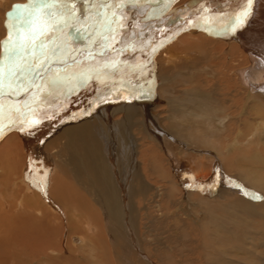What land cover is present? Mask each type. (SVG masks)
Masks as SVG:
<instances>
[{
  "label": "bare ground",
  "instance_id": "bare-ground-1",
  "mask_svg": "<svg viewBox=\"0 0 264 264\" xmlns=\"http://www.w3.org/2000/svg\"><path fill=\"white\" fill-rule=\"evenodd\" d=\"M18 1L0 0V16ZM69 7L30 9L31 29L6 41L5 26L0 43V264H78V254L88 264H190L180 247L187 232L201 241L204 264H264V201L255 193L222 197L226 204L201 196L223 188L220 173L264 193V0ZM245 9L246 21L233 28ZM32 32L46 45L48 70L10 87L6 49ZM147 211L163 234L167 223L176 229L173 252L152 231L171 254L150 252L153 240L140 234Z\"/></svg>",
  "mask_w": 264,
  "mask_h": 264
},
{
  "label": "rangeland",
  "instance_id": "rangeland-1",
  "mask_svg": "<svg viewBox=\"0 0 264 264\" xmlns=\"http://www.w3.org/2000/svg\"><path fill=\"white\" fill-rule=\"evenodd\" d=\"M27 3V0H19L18 2H15V3H12L7 9H5V10H3V14H2V16H0V30L3 32V34L0 36V43H1V41L6 37V33H5V26H6V20L8 19V16H7V14L8 13H10L11 12V10H12V7L14 6V5H24V4H26ZM1 12V11H0ZM8 12V13H7ZM5 33V34H4ZM1 46V45H0ZM0 50H1V47H0ZM1 52V51H0ZM1 54V53H0ZM0 57H1V55H0ZM251 127H249L248 125H246L244 128H242L241 130H242V134L244 135V134H248V133H250V131H251ZM240 129H236L234 132V137H235V135H236V133H238V131H239ZM237 137V136H236ZM216 142H217V140H216ZM214 145H216L217 147L216 148H218L219 147V144L217 143V144H215L214 143ZM207 147V146H206ZM207 148H210V147H207ZM213 149H215V148H213ZM213 149H210L211 151H214ZM173 166V165H172ZM172 166H170L171 167V170H172ZM189 175V174H188ZM264 175V174H263ZM219 177H220V179H222L221 180V182H220V185L223 187V188H220L219 190H216V192L215 193H213L210 197L208 196V194H202L201 196H203V197H205V198H207V199H209L210 200V198L212 199V200H214V199H217L218 201H217V203L219 204V203H222V204H226V203H228V201L230 202V200L231 199H234V197L236 196V195H238V194H240L239 192H241V194H243V195H246L245 193H247V196H248V194H256L257 196H259V197H262L263 199H258L257 201H264V193H262V192H260L259 190H256V189H249L248 187H247V185L243 182V180L238 176V175H234V174H231V175H227V174H225L223 177L221 176V173L219 174ZM231 177V178H230ZM233 182V183H232ZM154 186H159L158 184H154V183H152ZM245 184V185H244ZM227 188V189H226ZM190 189L191 190H193V188H191V184H190ZM194 190H195V188H194ZM221 190H224V192H234L235 193V195H222V196H220V193H222V191ZM236 192H235V191ZM223 192V193H224ZM258 192V193H257ZM222 193V194H223ZM219 194V195H218ZM214 195V196H213ZM209 197V198H208ZM222 197H225L227 200H225V198H223L222 199ZM228 197H230V198H228ZM232 197V198H231ZM249 197V196H248ZM250 199H252V197H250ZM254 199V198H253ZM256 200V199H255ZM221 201V202H220ZM232 201H234V200H232ZM160 204H162V202H160ZM151 206L150 207H152L153 209H155V204H150ZM163 205V204H162ZM97 207V206H96ZM168 207V206H167ZM96 209V208H95ZM98 210V209H97ZM97 210H94L96 213H95V215H96V217H95V219H96V225L98 226V228L99 229H102L103 230V232H104V235H105V238H106V241H105V243H107V248H108V250L110 251V253L111 254H113L114 255V253H113V249H112V246H111V242H110V232H111V229L107 226V224H106V220H105V218H104V215L98 210V212H97ZM161 211H162V209H161ZM149 215H151V213L149 212V211H147L146 212V214L144 213V215H143V217H144V219H143V222H142V224H144L145 226L144 227H141L140 228V234L142 235V236H145V237H147V236H149V240L151 241V240H153V241H151L152 242V245H150V247L149 248H151V249H149V250H151L150 252L153 254V255H159L160 257H163V255L164 254H166V253H168V254H171V252H173L174 250H176L175 249V247H176V245H175V243L173 242V244L171 243V242H169L168 241V236L170 235V234H173L174 232H175V237L173 236V240H175V239H177V234H176V229H175V231L173 232L172 230H173V228L172 227H174L171 223H170V226H169V224L167 223L165 226H166V228H165V232L166 233H162L163 232V228L162 227H160V229H159V227H158V225H155V222H154V224L153 225H150V221H151V219L150 218H148L149 217ZM196 218H198L197 220H195V221H193L194 223H192V227H196V228H198V225L200 224L199 222L200 221H202V218H200L199 216L198 217H196ZM154 219V218H153ZM101 220V221H100ZM199 220V221H198ZM117 221H120V220H116L114 223H117ZM148 221V222H147ZM105 222V223H104ZM155 225V226H154ZM94 226V225H93ZM105 227V228H104ZM108 227V228H107ZM171 229H170V228ZM85 228V230H86V227H84ZM94 228H95V226H94ZM170 231H169V230ZM144 232H143V231ZM151 230V231H150ZM162 230V231H161ZM154 232V235H160V237L162 238V240H163V242H167L168 243V245H171V246H174V247H172L173 249H171V252L169 253V251H167V249L165 250V247L164 246H161L160 244H158V243H156L154 240V238H155V236L153 235V232ZM100 232V231H99ZM135 232V231H134ZM170 232V233H169ZM75 233V232H74ZM79 233L81 234V232H76L75 234H73L72 236H78V238L80 239V243H78V244H76L75 243V245H78V246H82L83 244H84V241H83V238L79 235ZM152 233V234H151ZM69 234V233H68ZM68 234H66V233H63V236H64V239L66 240V238H67V235ZM86 234L87 235H89V229L88 230H86ZM99 234V233H98ZM123 234V233H122ZM124 235V234H123ZM187 235V236H186ZM167 236V237H166ZM108 237V238H107ZM154 237V238H153ZM166 237V238H165ZM189 238V239H188ZM135 241L137 242L138 241V237L136 238L135 237ZM184 239H186V242L184 243V244H182V245H180V247H181V249H182V251H181V256L182 257H185V259H186V262L187 261H189V263L190 264H204V261L203 260H205V259H203V256H202V254H203V250H202V248H201V246H202V244H201V241L199 240V238L197 237L196 238V236L195 237H193L191 234L189 235V233L187 232L186 234H185V238ZM144 239H142L141 238V240L139 239V241H142V242H145V241H143ZM167 240V241H166ZM110 242V243H109ZM122 242V241H121ZM154 242V243H153ZM123 243V242H122ZM166 243V244H167ZM82 244V245H81ZM111 248V249H110ZM157 248H158V250H157ZM153 250V251H152ZM155 250H157V251H155ZM160 250H162V251H160ZM112 251V252H111ZM159 251H160V253H159ZM156 252V253H155ZM163 255H162V254ZM204 253H205V255H206V253H207V251H204ZM161 254V255H160ZM155 255V256H156ZM186 255V256H185ZM176 257H178V256H176ZM86 258L87 257H85V256H82V255H80V254H78L76 257H75V259L77 260V262H78V264H88L87 263V260H86ZM113 258V257H112ZM179 258V257H178ZM113 260L114 261H109V263H108V261H106L108 264H117V261H116V259L115 258H113ZM201 262H200V261ZM137 261V260H136ZM154 261H157L155 258H154V260H152V262H153V264H156ZM89 262V261H88ZM196 262V263H195ZM137 263V262H136ZM101 264H103L102 262H101ZM106 264V263H105ZM138 264H143V262L141 263V262H139L138 261Z\"/></svg>",
  "mask_w": 264,
  "mask_h": 264
},
{
  "label": "snow or ice",
  "instance_id": "snow-or-ice-1",
  "mask_svg": "<svg viewBox=\"0 0 264 264\" xmlns=\"http://www.w3.org/2000/svg\"><path fill=\"white\" fill-rule=\"evenodd\" d=\"M72 0H29V4L27 5H14V11L8 13V19L6 20V27L9 30V35L6 37V41H11L12 32L15 30L17 33L18 39L21 36L20 28H28L31 29V12L29 10H34L36 12H43L45 9L55 6L56 4H63V6L67 9V11L71 12L74 10L73 7H69ZM253 0H247L248 6L251 7ZM24 12H29V16L25 17L23 15ZM47 15H52L51 12H47ZM250 13L247 9L244 10L243 13L238 15L235 19L233 28L237 25L242 26L246 21L247 16ZM39 35H44L43 30L39 33ZM25 42H22L17 47L13 45L12 48L6 49V53L8 59L11 61L13 67L9 70L8 75L11 77V81L9 86H12V83L15 82L17 84H23V80L26 75L31 74L33 76L42 77L44 72L48 70L46 65L48 64V54L44 51L46 45L41 40L39 44H37V35L35 32L29 36L25 34L23 36ZM39 49L40 55L37 56V50ZM26 56H31L32 60L29 63L26 60ZM4 76L5 71L3 66H0V90L4 87ZM34 126V124L32 125ZM19 131H25V127L21 125L18 128ZM4 128L0 127V139L3 138ZM247 195V193H245ZM254 199H261L259 196H254Z\"/></svg>",
  "mask_w": 264,
  "mask_h": 264
}]
</instances>
